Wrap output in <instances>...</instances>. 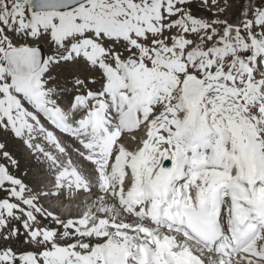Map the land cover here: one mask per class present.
<instances>
[{"label":"snow or ice","instance_id":"obj_1","mask_svg":"<svg viewBox=\"0 0 264 264\" xmlns=\"http://www.w3.org/2000/svg\"><path fill=\"white\" fill-rule=\"evenodd\" d=\"M0 264H264V0H0Z\"/></svg>","mask_w":264,"mask_h":264}]
</instances>
